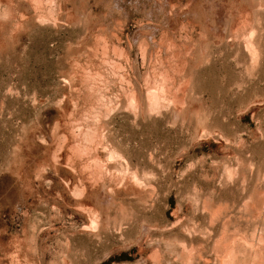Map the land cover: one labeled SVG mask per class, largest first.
<instances>
[{
    "label": "rangeland",
    "instance_id": "obj_1",
    "mask_svg": "<svg viewBox=\"0 0 264 264\" xmlns=\"http://www.w3.org/2000/svg\"><path fill=\"white\" fill-rule=\"evenodd\" d=\"M0 264H264V0H0Z\"/></svg>",
    "mask_w": 264,
    "mask_h": 264
}]
</instances>
